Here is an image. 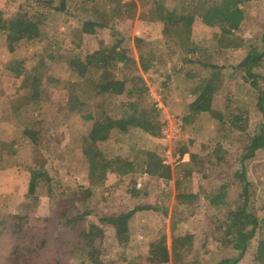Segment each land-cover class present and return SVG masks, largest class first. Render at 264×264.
<instances>
[{"label": "rangeland", "instance_id": "rangeland-1", "mask_svg": "<svg viewBox=\"0 0 264 264\" xmlns=\"http://www.w3.org/2000/svg\"><path fill=\"white\" fill-rule=\"evenodd\" d=\"M164 1L170 8L182 1L190 9L196 6L189 38L182 28L165 31L164 24L154 19L152 12L142 14L140 6L134 9L133 17L117 18L115 23L128 38L136 58L138 44L146 52L155 50L158 56V63L143 72L148 90L131 97L126 91H98L92 79L99 73L83 77L64 58L69 50L85 55L98 46L101 38L112 40V30L88 33L82 28L83 21L95 15V8L114 12L110 1L67 0L65 10L49 14L41 37L24 39L14 50L8 48L5 30H0V211L26 213L32 223L41 224L42 217L60 206L65 197L82 193L89 185L94 189L92 205L100 214H116L144 202L161 205V209L138 210L129 222L125 239L117 236L111 224H105L106 264H154L147 258L149 243L161 234L170 247L175 234L192 233L191 255H198L200 264H213L225 254L212 231L224 207L211 205L203 191L214 193L220 184L230 183L229 195L235 197L239 189L232 182L233 170L240 167V162L234 158L218 162L215 147L221 142L229 150V157L244 143L245 132L227 124L234 110L248 115L251 130L264 123L258 90L243 76L242 69L234 68L251 45H262L264 0H245V18L233 33L202 21L197 11L210 0ZM42 3L0 0V8L10 17L20 9L34 12ZM136 36L142 40H135ZM15 60H22L28 68L19 77L8 65ZM204 63L221 65L223 81L214 94L212 109L185 124L182 115L194 97L192 90L211 70ZM118 71L124 75L129 69ZM259 71L264 77V58ZM36 78L39 90L30 98ZM96 107L105 111L116 128L109 138L94 143L89 137L93 120L83 118L82 113ZM132 113L139 115L140 126H135L134 119L126 125L118 120ZM141 147L157 151L172 165L174 175L160 178L142 171L121 175L109 168L102 182L92 178V165L104 162V155L131 157ZM187 169H192L191 188L200 190L201 195L199 206L182 219L172 214L175 178ZM34 170L39 175L34 192H30ZM249 174L256 183L255 208L263 213L264 149L250 160ZM5 245L0 238V249ZM257 246L255 237L238 264H264L256 257ZM68 264L91 263L75 253Z\"/></svg>", "mask_w": 264, "mask_h": 264}, {"label": "trees", "instance_id": "trees-1", "mask_svg": "<svg viewBox=\"0 0 264 264\" xmlns=\"http://www.w3.org/2000/svg\"><path fill=\"white\" fill-rule=\"evenodd\" d=\"M42 1L43 5L34 12L20 9L10 17L5 16L3 9L0 8V30H5L10 50H14L17 43L24 39L41 37L43 26L52 10L66 9L67 0ZM108 1L114 4V12L97 7L95 15L83 21L82 28L88 33H96L103 29L112 30V40L108 42L101 38L98 46L85 55L69 50V55L64 58L83 77L89 74L95 77L94 74L99 73L98 77L92 80L100 92L126 91L130 97L146 93L149 85L143 72L158 63V56L155 50L146 52L138 44L140 53L136 58L131 53L128 38L115 26L117 18L120 20L126 16L133 17L134 9L140 6L141 13L152 12V17L164 24L165 31L182 28L189 38L195 20L196 6L190 9L185 1L173 8L168 7L164 0ZM244 2L245 0H210L205 8L197 12L205 24L219 26L222 31L233 33L245 18ZM135 40L140 41L142 38L136 36ZM58 55L62 57L65 53L58 52ZM263 58L264 35L262 45H251L247 54L234 68L242 69L243 76L258 90V104L264 109V83L260 79L264 77L259 71ZM8 65L15 77H19L28 69L24 67L22 60H15ZM204 67H210L211 70H208L192 90L194 97L187 103L186 111L182 115L185 124L195 121L201 112L212 109L214 94L223 81L221 65L204 63ZM126 68L129 72L119 75L118 70ZM38 79L36 78L33 83L30 98L39 90ZM80 104L84 103L80 101ZM82 116L87 120H93L89 137L94 143L109 138L111 130L116 128L105 115V111L97 107L82 113ZM138 116L132 113L128 117L122 116L121 119L119 117L118 120L126 125L134 119L135 126H140ZM227 124L245 134L240 149L237 153H229V157V150L224 148L221 142L215 147L218 162L233 158L240 162V167L233 170L232 179L238 186V194L230 197L228 189L230 183L220 184L214 193L202 190L211 205L224 207L223 215L217 219L212 231L214 238L219 241L222 249H225V254L213 264H238L255 237L258 238L256 257L264 261V212L259 213L255 208L253 196L256 192V183L249 174L250 160L258 155L260 149H264V123L261 122L254 130L249 129L248 115L237 109L230 115ZM183 152L185 151L181 150L182 154ZM104 157V162L98 161L92 165L94 171L91 173L92 178L101 182L109 168L121 175L132 171L147 172L160 178H171L174 175L172 165L152 149L141 147L131 157L106 155ZM191 173L192 169H187L175 178L176 200L172 214L182 219L191 215L199 206L201 194L200 190L195 191L191 188ZM38 175L39 172L34 170L30 192L35 190ZM93 190L89 185L82 193H73L65 197L60 206L42 217L41 224L32 223L26 213L0 211V238L7 244L0 249V264H68L75 253H81L91 264H106L103 258L105 224H111L117 236L125 239L129 231V222L138 210L161 209L159 204L144 202L116 214H100L92 205ZM164 210L167 212L166 207ZM193 247L192 233L175 234L170 247L165 235L161 234L150 241L147 258L154 264L169 261L173 264H200V257L191 255Z\"/></svg>", "mask_w": 264, "mask_h": 264}]
</instances>
